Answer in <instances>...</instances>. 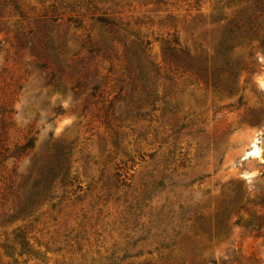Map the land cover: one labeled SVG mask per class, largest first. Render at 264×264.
<instances>
[{
    "label": "rangeland",
    "instance_id": "374dc122",
    "mask_svg": "<svg viewBox=\"0 0 264 264\" xmlns=\"http://www.w3.org/2000/svg\"><path fill=\"white\" fill-rule=\"evenodd\" d=\"M0 264H264V0H0Z\"/></svg>",
    "mask_w": 264,
    "mask_h": 264
},
{
    "label": "bare ground",
    "instance_id": "6f19581e",
    "mask_svg": "<svg viewBox=\"0 0 264 264\" xmlns=\"http://www.w3.org/2000/svg\"><path fill=\"white\" fill-rule=\"evenodd\" d=\"M246 156H255L259 157L260 155V150L259 147L256 144V140L252 141V145L250 146V149L246 152Z\"/></svg>",
    "mask_w": 264,
    "mask_h": 264
}]
</instances>
